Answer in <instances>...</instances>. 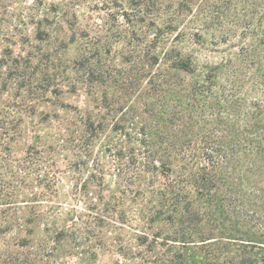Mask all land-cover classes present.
I'll use <instances>...</instances> for the list:
<instances>
[{"label":"trees","instance_id":"trees-1","mask_svg":"<svg viewBox=\"0 0 264 264\" xmlns=\"http://www.w3.org/2000/svg\"><path fill=\"white\" fill-rule=\"evenodd\" d=\"M193 1L103 0L110 24L104 36L95 24L94 37L66 7L40 13L44 35L56 38L65 23L75 45L74 60L56 68L71 72L62 81L70 92L100 91L105 110L74 131L58 127L56 152H70L75 175L88 173L84 197L88 180L104 190L101 176L114 172L119 187L96 198L135 223L142 264H264V0L201 4L192 24L218 36L204 42L193 27L189 36L214 47L215 62L177 45ZM127 201L133 217L116 209Z\"/></svg>","mask_w":264,"mask_h":264},{"label":"rangeland","instance_id":"rangeland-1","mask_svg":"<svg viewBox=\"0 0 264 264\" xmlns=\"http://www.w3.org/2000/svg\"><path fill=\"white\" fill-rule=\"evenodd\" d=\"M39 1L0 0V264H142L136 257L143 249L137 246L135 223L127 218L121 224L117 214L102 211L96 198L97 192L107 196L119 187L114 172L101 176L104 190L88 180L84 185L90 193L84 197L80 186L88 173L75 175L66 167L67 160H74L70 152L63 153L67 159L56 152L58 127L74 131L81 116L96 115L99 120L105 110L98 103L100 91L92 96L83 87L70 92L62 80L71 72L56 69L68 67L76 55L75 45L67 40V25L61 24L63 31L56 38H48L37 26L46 8L66 7L91 37L95 24L102 26L104 36L110 24L107 10L101 7L103 0ZM204 1L189 6L191 13L178 25L188 35L177 45L200 61L215 62L221 55L208 51L214 47L195 45L198 41L189 36L195 32L192 27L199 28L204 42L218 36L215 26H203L199 20L192 24ZM229 23L222 19L223 25ZM31 149L39 154L33 156ZM131 206L127 201L116 209L133 217Z\"/></svg>","mask_w":264,"mask_h":264}]
</instances>
